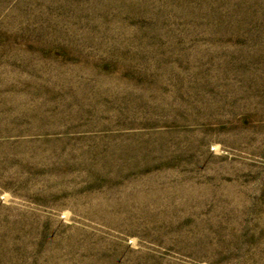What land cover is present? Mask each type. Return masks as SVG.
I'll list each match as a JSON object with an SVG mask.
<instances>
[{"label":"rangeland","instance_id":"1","mask_svg":"<svg viewBox=\"0 0 264 264\" xmlns=\"http://www.w3.org/2000/svg\"><path fill=\"white\" fill-rule=\"evenodd\" d=\"M0 264H264V0H0Z\"/></svg>","mask_w":264,"mask_h":264}]
</instances>
